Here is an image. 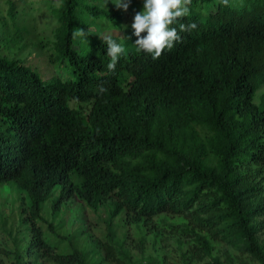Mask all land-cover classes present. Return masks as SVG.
I'll return each instance as SVG.
<instances>
[{
  "label": "trees",
  "instance_id": "16d2710c",
  "mask_svg": "<svg viewBox=\"0 0 264 264\" xmlns=\"http://www.w3.org/2000/svg\"><path fill=\"white\" fill-rule=\"evenodd\" d=\"M45 1L56 74L0 52V187L18 208L0 217L9 264H151L132 254L129 228L158 238L163 215L180 217L169 225L191 237L190 260L224 264L220 240L264 264V0H192L172 26L197 28L155 60L108 0ZM18 2L7 0L13 20ZM84 12L106 21L87 33ZM111 22L119 34H105ZM107 37L125 46L114 71ZM71 203L104 209L105 238L84 222L69 229Z\"/></svg>",
  "mask_w": 264,
  "mask_h": 264
},
{
  "label": "rangeland",
  "instance_id": "374dc122",
  "mask_svg": "<svg viewBox=\"0 0 264 264\" xmlns=\"http://www.w3.org/2000/svg\"><path fill=\"white\" fill-rule=\"evenodd\" d=\"M108 1L112 6L116 7L114 4L115 0ZM18 4L20 9H18L17 17L13 20L8 15L7 0H0V52L26 59V62L32 67H38L45 78H50L57 72L50 62L49 49L51 45L47 44L52 39L53 30L57 25L52 6L45 0H19ZM134 15L135 12L130 8L126 12L124 11L120 23L123 30L130 29ZM82 18L83 24L90 23V28L85 30L87 33H92L93 29L100 28L101 24L106 21L90 14L87 15L85 12ZM106 28H111L112 30L106 29L105 34L111 32L119 34L113 22L110 25L107 24ZM81 38L79 48L88 45V48L91 49L92 36H88L85 41L83 37ZM19 45L24 47L19 48ZM12 198V193L9 190L0 187V217H11L12 215V217L17 219L18 208L17 204L14 205ZM70 205L72 211H69V206L68 210L63 213L64 218L68 219L67 226H69L70 230L71 227L74 229L76 224L84 222L92 229L96 238H105V221L103 218L106 217V212L104 209H101L98 213L92 211L90 208L83 207V213H80L77 210L78 208L74 206L76 204L71 203ZM44 215L51 220L46 210ZM163 217L165 219L164 223L158 225L160 236L156 238L145 231L143 243H141L142 239L136 232V229L134 227L129 228L130 236L127 245L134 256L140 257L144 263L150 260L151 264H185V261L186 264H209V261L213 262L210 256H207L203 260L196 258L190 260L189 257L192 253L189 250L193 243L191 237L180 234L177 227L172 228L169 225L170 223H180V217L170 215H163ZM47 225L45 223V229ZM17 226L18 222L16 221L15 227ZM10 227V222L7 221V224H4L0 220V264H9V260L5 256L3 249L6 246H13L8 232L11 229ZM261 237L264 243V229L261 232ZM214 243L215 255L224 264H260L246 251L237 249L220 240H215ZM105 264L117 263L107 260ZM121 264L130 263L123 260Z\"/></svg>",
  "mask_w": 264,
  "mask_h": 264
},
{
  "label": "clouds",
  "instance_id": "9594fccd",
  "mask_svg": "<svg viewBox=\"0 0 264 264\" xmlns=\"http://www.w3.org/2000/svg\"><path fill=\"white\" fill-rule=\"evenodd\" d=\"M192 0H143V10L136 12L131 25L133 35L137 37L134 45L137 51H144L150 54L152 59H158L165 50H171L174 42L180 41V32H191L197 28L195 22L179 23V31L175 25L178 19L185 17L190 12ZM131 0H115L114 4L118 9L122 8L125 12L130 6ZM225 6L229 0H221ZM146 32V36L141 33ZM83 37L86 33L83 29L75 28L73 37ZM86 40V39H85ZM107 44V54L111 58L107 65L109 71H114L116 63L121 55L125 53V46L117 43L111 37L103 39Z\"/></svg>",
  "mask_w": 264,
  "mask_h": 264
}]
</instances>
